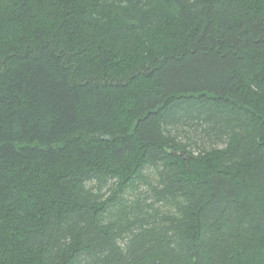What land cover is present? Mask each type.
<instances>
[{
	"label": "trees",
	"instance_id": "1",
	"mask_svg": "<svg viewBox=\"0 0 264 264\" xmlns=\"http://www.w3.org/2000/svg\"><path fill=\"white\" fill-rule=\"evenodd\" d=\"M0 264H264V0H0Z\"/></svg>",
	"mask_w": 264,
	"mask_h": 264
},
{
	"label": "rangeland",
	"instance_id": "2",
	"mask_svg": "<svg viewBox=\"0 0 264 264\" xmlns=\"http://www.w3.org/2000/svg\"><path fill=\"white\" fill-rule=\"evenodd\" d=\"M105 189V188H104Z\"/></svg>",
	"mask_w": 264,
	"mask_h": 264
}]
</instances>
